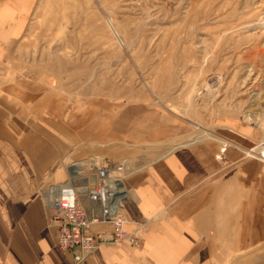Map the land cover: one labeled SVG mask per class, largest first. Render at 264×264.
<instances>
[{
	"label": "crops",
	"instance_id": "obj_1",
	"mask_svg": "<svg viewBox=\"0 0 264 264\" xmlns=\"http://www.w3.org/2000/svg\"><path fill=\"white\" fill-rule=\"evenodd\" d=\"M37 3L0 0V59L25 35ZM190 131L144 102L77 99L46 81L0 79V264L73 263L56 245L41 194L67 178L58 166L66 154L131 165L121 207L125 229L141 232L143 245L108 243L85 264H260L264 161L246 154L245 140L228 143L220 160V140L182 143Z\"/></svg>",
	"mask_w": 264,
	"mask_h": 264
},
{
	"label": "rangeland",
	"instance_id": "obj_2",
	"mask_svg": "<svg viewBox=\"0 0 264 264\" xmlns=\"http://www.w3.org/2000/svg\"><path fill=\"white\" fill-rule=\"evenodd\" d=\"M258 1L38 0L25 35L0 59V79L46 81L77 99L144 102L189 122L182 143L217 138L224 160L228 143L245 140L246 154L260 158L264 6ZM67 157L75 158L59 161L65 172Z\"/></svg>",
	"mask_w": 264,
	"mask_h": 264
},
{
	"label": "built area",
	"instance_id": "obj_3",
	"mask_svg": "<svg viewBox=\"0 0 264 264\" xmlns=\"http://www.w3.org/2000/svg\"><path fill=\"white\" fill-rule=\"evenodd\" d=\"M261 159L264 161L263 153ZM65 161L67 179L42 188L41 194L49 224L56 227V245L72 253V264H85L92 253L108 243L127 241L141 247L143 235L125 229L127 219L121 207L130 194L126 185L131 171L129 160L91 154L67 157ZM98 223L111 228L97 232L93 227Z\"/></svg>",
	"mask_w": 264,
	"mask_h": 264
},
{
	"label": "bare ground",
	"instance_id": "obj_4",
	"mask_svg": "<svg viewBox=\"0 0 264 264\" xmlns=\"http://www.w3.org/2000/svg\"><path fill=\"white\" fill-rule=\"evenodd\" d=\"M256 1H257V0H256ZM258 2H260V3H259L258 6H257V4H256L257 7H259V6L263 7V6H264V0H261V1H258ZM253 3H254V2H253ZM257 7H256V8H257ZM257 9H258V8H257ZM257 9H256V10H257ZM259 9H260V8H259ZM261 9H262V8H261ZM256 10H255V11H256ZM257 11H258V10H257ZM260 11H261V10H260ZM263 22H264V21H263V18H261L260 21H259V24H261V25L263 24V27H264V23H263ZM111 24H112V23H111ZM250 27H253V26H250ZM249 29H250V28H249ZM252 31H253V30H252ZM260 31H261V30H260ZM260 34H261V33H260ZM263 52H264V51H263ZM253 64H255V63H253ZM251 67H252V66H251ZM222 69H223V68H222ZM249 70H250V69H249ZM251 71H252V70H251ZM248 73H249V72H248ZM257 78H258V77H257ZM220 80H221V77H220ZM247 82H248V81H247ZM251 83H253V82H251ZM251 83H250V84H251ZM250 89H252V88H250ZM243 90H244V89H243ZM249 91H250V90H249ZM211 92H212V91H211ZM245 92H246V91H245ZM216 93H217V92H216ZM220 103H221V102H220ZM220 103H219V104H220ZM223 104H224V103H222V105H223ZM224 105H226V104H224ZM252 113H253V112H251L250 115H251ZM248 115H249V114H248ZM258 116H259V115H258ZM248 117H249V116H248ZM260 118H261V117H260ZM205 128H206V127H205ZM200 129H201V128H200ZM201 130H204V133H206V134L209 135V136H214V134H212L211 132H209L207 129H201ZM224 142H226V141H224ZM224 142H223V143H224ZM247 152L250 153V150H248ZM259 153H260L259 156H260V158H261L262 153L264 154V147L259 149ZM99 155H100V154H99ZM256 157H257V156H256ZM257 158H258V157H257Z\"/></svg>",
	"mask_w": 264,
	"mask_h": 264
}]
</instances>
